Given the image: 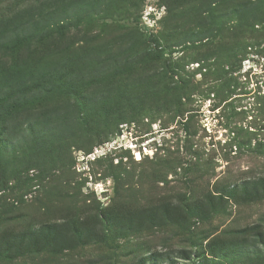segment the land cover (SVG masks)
Returning a JSON list of instances; mask_svg holds the SVG:
<instances>
[{
    "label": "rangeland",
    "instance_id": "374dc122",
    "mask_svg": "<svg viewBox=\"0 0 264 264\" xmlns=\"http://www.w3.org/2000/svg\"><path fill=\"white\" fill-rule=\"evenodd\" d=\"M42 5L66 29L2 41L0 264H264V0Z\"/></svg>",
    "mask_w": 264,
    "mask_h": 264
},
{
    "label": "trees",
    "instance_id": "16d2710c",
    "mask_svg": "<svg viewBox=\"0 0 264 264\" xmlns=\"http://www.w3.org/2000/svg\"><path fill=\"white\" fill-rule=\"evenodd\" d=\"M6 3L3 6L4 12L0 9V57L9 54L15 57V63H23L21 56L23 54H28L31 48L32 37L21 38L20 40L13 41L11 43H2L5 40L6 35L16 36L23 28L29 26V28L35 29L39 27L37 34L43 33L46 39L54 38L56 31L67 25L68 17L60 18L57 14L49 12L47 13L43 9L44 6H36L40 0H32L26 7H21L23 0H4ZM34 5V6H33ZM46 15H49L46 17ZM17 21V25L11 31H7L3 23ZM66 29V27H64ZM26 50V53L23 51ZM32 59L37 56L36 50L30 53ZM4 131L0 129V136H2Z\"/></svg>",
    "mask_w": 264,
    "mask_h": 264
}]
</instances>
